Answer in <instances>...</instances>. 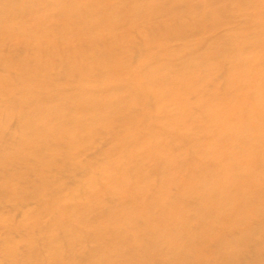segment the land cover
<instances>
[{
  "label": "bare ground",
  "instance_id": "6f19581e",
  "mask_svg": "<svg viewBox=\"0 0 264 264\" xmlns=\"http://www.w3.org/2000/svg\"><path fill=\"white\" fill-rule=\"evenodd\" d=\"M2 232L0 264H264V0H0Z\"/></svg>",
  "mask_w": 264,
  "mask_h": 264
},
{
  "label": "rangeland",
  "instance_id": "374dc122",
  "mask_svg": "<svg viewBox=\"0 0 264 264\" xmlns=\"http://www.w3.org/2000/svg\"><path fill=\"white\" fill-rule=\"evenodd\" d=\"M223 29H224L223 26H222V27H219L218 33H220ZM138 39H139V38H138ZM181 44H182V41H181V40H178V41H175V42L173 43V46H174V45H175V46H178V45H181ZM95 154H96V153L93 154V152H90V153L87 154V157H92V156H94ZM19 218H20V216L17 217V219H15L14 221L17 222ZM4 236H5V233H4V232L0 233V239H3Z\"/></svg>",
  "mask_w": 264,
  "mask_h": 264
}]
</instances>
